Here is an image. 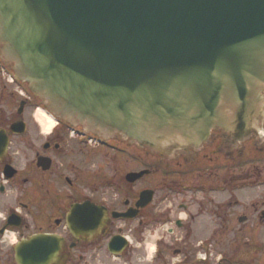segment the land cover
<instances>
[{"label": "water", "instance_id": "95a60500", "mask_svg": "<svg viewBox=\"0 0 264 264\" xmlns=\"http://www.w3.org/2000/svg\"><path fill=\"white\" fill-rule=\"evenodd\" d=\"M0 58L53 116L167 159L264 123V0H0Z\"/></svg>", "mask_w": 264, "mask_h": 264}, {"label": "flooded vegetation", "instance_id": "af4514ba", "mask_svg": "<svg viewBox=\"0 0 264 264\" xmlns=\"http://www.w3.org/2000/svg\"><path fill=\"white\" fill-rule=\"evenodd\" d=\"M20 86L0 63V264H44L34 247L51 236L62 246L50 264H241L233 245L214 262L210 234L264 232V196H242L264 181L263 121L243 141L214 128L167 159L56 119L47 130ZM85 203L95 211L84 228Z\"/></svg>", "mask_w": 264, "mask_h": 264}, {"label": "rangeland", "instance_id": "374dc122", "mask_svg": "<svg viewBox=\"0 0 264 264\" xmlns=\"http://www.w3.org/2000/svg\"><path fill=\"white\" fill-rule=\"evenodd\" d=\"M8 77V75H6ZM28 91L27 87H19V91ZM20 95V94H19ZM34 99V98H33ZM34 110L32 114L37 116V110L39 109V105L37 100L34 99ZM253 189L251 191L247 190V192L243 193L242 196H264V181H260L255 183V186H252ZM259 197V198H261ZM244 200H246L243 197ZM236 227H243L242 223H238L237 221ZM252 233L250 230H245L242 233L237 234L236 236L224 235L223 233H214L210 234L209 242H210V254L211 259L217 263V258L222 255L230 253V247L233 245V248L237 249V258L236 263L241 264H264V232L260 233ZM152 245H156V238L152 239ZM151 259L147 261L149 263L152 261V257L155 255L153 250L150 251ZM229 259H232L234 254L230 255ZM227 264V260H225Z\"/></svg>", "mask_w": 264, "mask_h": 264}, {"label": "bare ground", "instance_id": "6f19581e", "mask_svg": "<svg viewBox=\"0 0 264 264\" xmlns=\"http://www.w3.org/2000/svg\"><path fill=\"white\" fill-rule=\"evenodd\" d=\"M37 117L39 118L40 122L47 128V130L52 129L54 124V119L46 113L45 110L39 107L37 110Z\"/></svg>", "mask_w": 264, "mask_h": 264}, {"label": "clouds", "instance_id": "9594fccd", "mask_svg": "<svg viewBox=\"0 0 264 264\" xmlns=\"http://www.w3.org/2000/svg\"><path fill=\"white\" fill-rule=\"evenodd\" d=\"M150 248H151V246H150ZM151 250H154V248H151ZM149 259H151V255L149 256Z\"/></svg>", "mask_w": 264, "mask_h": 264}]
</instances>
